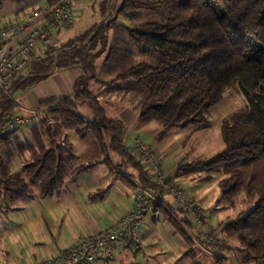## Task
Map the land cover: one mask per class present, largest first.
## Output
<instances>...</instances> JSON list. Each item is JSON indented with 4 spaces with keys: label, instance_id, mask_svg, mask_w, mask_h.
Masks as SVG:
<instances>
[{
    "label": "trees",
    "instance_id": "16d2710c",
    "mask_svg": "<svg viewBox=\"0 0 264 264\" xmlns=\"http://www.w3.org/2000/svg\"><path fill=\"white\" fill-rule=\"evenodd\" d=\"M26 1L0 0V4L21 5ZM115 2L110 4L112 16L33 56L27 72L10 85L15 94L39 84L56 69L78 66L82 74L74 82L73 97L81 104H90L94 118L79 115L76 102L70 98H52L39 103L37 113L41 118L25 127L28 137L21 134L19 127H0V206L14 210L23 200L52 196L68 177L98 163L104 164L112 178L132 192L153 185L137 150L127 149L124 122L108 118L90 88L91 81L96 80L94 61L108 42V31L122 28L142 53L154 56V61L125 65L113 80H135L144 90L137 104V120L142 126L154 122L159 127L158 139L172 129L203 126L207 110L233 84H239L246 108L221 122L223 148L207 159L179 164L176 176H190L199 170L216 171L222 175L217 181L220 198L232 206L238 195L244 202L254 203L225 222L218 234L224 240L233 238L240 243V264H259L264 259V0ZM144 11L154 14L141 17ZM98 43L102 48L92 52ZM4 98L0 89V101ZM15 106L14 101H4L0 118ZM70 130L85 141L90 154L87 161H80L73 150L67 137ZM149 150L154 155L150 147ZM20 152L27 153L21 170L11 171V158ZM111 154L119 160L112 161ZM129 164L136 169L137 180L124 171ZM154 206L189 245L186 254L192 264H201L194 258L193 245L197 241L190 234V223L176 218L182 209ZM212 264L226 262L217 257Z\"/></svg>",
    "mask_w": 264,
    "mask_h": 264
},
{
    "label": "crops",
    "instance_id": "0c3cea01",
    "mask_svg": "<svg viewBox=\"0 0 264 264\" xmlns=\"http://www.w3.org/2000/svg\"><path fill=\"white\" fill-rule=\"evenodd\" d=\"M9 4L4 2L1 5L0 16L4 17V24L19 21L29 13H21L18 5L16 6L12 2ZM76 7L77 15L81 13L83 8L81 6ZM72 75L71 81L74 79V75L77 76V71L73 72ZM71 84L69 87L60 88L61 95H66L62 94L66 93V90L71 91ZM42 89L43 95L41 96L30 87L27 89V95L24 94L25 105L22 106L25 109H32L29 113L33 112V109H38L39 103L44 101L43 97L46 96V91L44 88ZM32 102L34 105H27L28 103L32 104ZM136 119L137 117L133 116L130 125L138 135L127 134V149L130 151L135 150L131 145L133 139L139 136L147 139L159 131V127L154 122L142 126L136 123ZM121 120L126 126L124 119ZM21 134L28 137V129H22ZM67 137L79 160L87 161L90 154L85 141L73 130L68 131ZM150 149L157 158V152H154L156 150L151 147ZM26 157L27 153L24 152L13 155L9 164L10 170L20 171ZM111 158L114 162L119 160V157L114 154H111ZM185 159L184 157L183 161ZM160 163L168 179L181 187L190 199L196 200L205 207L207 198L190 197V187L182 179L189 176H176L179 164L176 169L169 166L173 173L168 174L162 161ZM135 170L132 164L126 165L124 169L133 180H137ZM132 196L133 192L129 188L114 180L106 166L98 163L87 171L68 177L59 192L52 196L39 197L37 195L32 199L23 200L19 207L14 210H4L0 206V264H51L58 259L63 260L67 250L79 238L92 236L112 228L123 214L130 211L133 205ZM163 201L173 211L181 209L169 195L164 196ZM182 211L176 214V218L187 220L190 223L187 213ZM215 211L217 212H215L214 219V214L211 213L212 215L208 216L206 213L208 217L207 226L209 231H215L219 235L221 226L228 221H222V217L224 215L225 217L229 216L230 211L223 207H217ZM190 225L192 227L190 234L193 237L196 234L195 237H197L196 228L191 223ZM140 239L141 243L138 248H134V251L139 252L143 248L146 252H150L155 256L154 264H179L181 256L191 259L186 254L189 245L165 220L158 221L153 216L148 218L140 231ZM196 241L197 244L193 245V250L195 245L203 250H216L218 257L224 258L226 264H240L241 258L234 253V244H231L229 239L221 238V242L210 249H207L209 245L200 243L199 240ZM123 247L132 248L129 244ZM123 247L115 250L114 258L117 253L124 255ZM98 262L97 264H102V262Z\"/></svg>",
    "mask_w": 264,
    "mask_h": 264
},
{
    "label": "rangeland",
    "instance_id": "374dc122",
    "mask_svg": "<svg viewBox=\"0 0 264 264\" xmlns=\"http://www.w3.org/2000/svg\"><path fill=\"white\" fill-rule=\"evenodd\" d=\"M115 1L118 0H114V2ZM44 2L45 0H28L24 4L18 5V7H20L21 13L25 11L31 12L32 9L41 7ZM5 3L9 4L10 2ZM80 4L83 10L80 14H75L73 23L68 27L58 26L55 30L58 45L70 38H75L81 35L92 25L102 23L105 20V17L108 18L113 15V11L110 10L112 0H83V3ZM1 5L2 4H0V13L2 10ZM102 6L105 7V14L101 13ZM149 14L153 15L154 13L144 11L141 13V17L148 16ZM3 20L4 17L0 16V26L4 24L5 21ZM108 35L109 39L107 44L99 54V57L94 61L96 80L94 79L91 81L90 88L93 91V94L96 95L100 106L103 107L105 115L108 118L124 119L127 124V134L138 135V133H135L132 130L130 120L133 116H138L137 104L143 97L144 90L137 85L135 80H129L132 81L129 82L124 80H113V78L123 66L138 61L152 63L154 61V56L152 54L142 53L139 48L126 36L122 28H112L108 31ZM101 48V44L98 43L92 52H97ZM75 71H77V76L74 75V79L71 81V77H73L71 74ZM81 74L82 70L78 66L56 69L42 82L30 87V89H35L41 96L43 95L42 88H44L46 91V96L43 97L44 100L67 96V98L76 102V112L79 115L86 119L93 120L94 112L91 105L88 103L81 104L73 97L74 82ZM69 84H71V91L69 92L66 90V93H62L66 95H61L60 88L69 87ZM27 89L20 90L14 94L16 104L15 111L22 115H25L32 110L25 109L22 106L25 105L24 94L27 95ZM27 105L34 104L32 102V104L28 103ZM245 108L246 100L239 84L235 83L231 86L230 90L223 95L222 99L217 104L207 110L206 121L203 126H190L187 128L172 129L161 139L157 138L158 132L151 135L147 139H143L141 136L139 137L147 144V146L156 150L153 151L157 152V159L159 158L158 160L162 161L166 172L168 174H172L173 171H170L169 166H173L176 169L178 164L195 160H204L219 152L223 148L220 135L221 122L232 114L242 111ZM37 110L38 109H33V112H38ZM135 121L138 123L137 119ZM184 157L186 158L185 161H183ZM207 176H210L211 178L204 179ZM221 177L222 175L216 171L199 170L193 175L182 179L190 187V197L198 196V198H207L208 201L205 203V207L208 216L214 214V219V216H216L215 212H217L215 209L217 207L227 208V211H230V215L227 217L224 215L222 217V221H227L234 218L240 211L252 208L254 203L244 202L242 195H238L234 198V206L229 205V201L226 199L220 198L217 181ZM163 225L165 226V224ZM211 232L216 234L215 231ZM195 236L194 238L198 240ZM229 240L232 242L231 244H234V253L242 258L243 254L240 243L233 238ZM131 247L132 248L123 247L124 255H119L117 253L115 258L112 260V264L155 263V256L150 254V252H146L143 248V251L141 250L139 252H135L134 247ZM210 248V245L207 246V249ZM194 252L195 260L201 264H212L215 258L218 257L216 250H203L198 245L194 246ZM191 263L192 260L190 258L181 256L179 264Z\"/></svg>",
    "mask_w": 264,
    "mask_h": 264
},
{
    "label": "built area",
    "instance_id": "2783aa9c",
    "mask_svg": "<svg viewBox=\"0 0 264 264\" xmlns=\"http://www.w3.org/2000/svg\"><path fill=\"white\" fill-rule=\"evenodd\" d=\"M80 3L83 0L44 3L32 9L23 19L0 26V89L5 95L0 106L4 101L15 102L10 85L27 72L33 56L41 55L48 47L58 46L55 30L58 26L68 27L73 23L76 6H80ZM40 118L37 112L22 115L14 109L0 118V127L2 130L14 127L24 129ZM131 145L137 150L142 165L153 179V185L148 189L139 187L133 192L130 211L123 214L112 228L79 238L67 250L63 260L58 259L51 264H97L98 261L111 264L116 249L127 244L138 248L141 243L140 231L147 219L153 216L158 221L163 220V215L154 205H165L163 197L167 195L187 213L190 223L197 230L200 243L214 247L221 242V237L208 229L204 207L190 199L181 187L169 181L160 161L152 155L147 144L136 137Z\"/></svg>",
    "mask_w": 264,
    "mask_h": 264
},
{
    "label": "water",
    "instance_id": "95a60500",
    "mask_svg": "<svg viewBox=\"0 0 264 264\" xmlns=\"http://www.w3.org/2000/svg\"><path fill=\"white\" fill-rule=\"evenodd\" d=\"M48 124H49V127L52 126V123H51V122H49ZM259 264H264V259H263V260H260V261H259Z\"/></svg>",
    "mask_w": 264,
    "mask_h": 264
}]
</instances>
